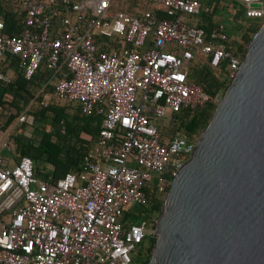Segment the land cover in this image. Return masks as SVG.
<instances>
[{"label":"built area","instance_id":"1","mask_svg":"<svg viewBox=\"0 0 264 264\" xmlns=\"http://www.w3.org/2000/svg\"><path fill=\"white\" fill-rule=\"evenodd\" d=\"M218 1L19 0L20 28L7 36L0 19V60L16 57L27 79L42 63L49 71L40 105L100 118L93 149L54 180L17 152L0 116V264H137L131 253L156 237L157 218L131 213L164 197L198 138L174 129L173 113L222 96L190 80L191 64L206 59L231 80L242 59L224 22L198 23ZM232 1L264 17V0Z\"/></svg>","mask_w":264,"mask_h":264},{"label":"water","instance_id":"2","mask_svg":"<svg viewBox=\"0 0 264 264\" xmlns=\"http://www.w3.org/2000/svg\"><path fill=\"white\" fill-rule=\"evenodd\" d=\"M147 264H264V17L162 199Z\"/></svg>","mask_w":264,"mask_h":264},{"label":"trees","instance_id":"3","mask_svg":"<svg viewBox=\"0 0 264 264\" xmlns=\"http://www.w3.org/2000/svg\"><path fill=\"white\" fill-rule=\"evenodd\" d=\"M15 1L17 5H15ZM11 3L16 7H13L14 5ZM236 3L234 1L231 5L230 17L233 21L246 19L247 22L237 25L238 30L242 31L241 38L240 40L231 38L229 47L241 59L246 51V44L257 30L260 20L246 17L243 5L239 4L240 8L236 9ZM219 9L220 6L217 3L214 6V13ZM211 14H201L199 16L198 23L205 29L212 24ZM23 15L24 10L20 6L19 0H0V19L4 23L3 35L16 33L20 28ZM5 61L9 62L15 73L14 77L8 82L0 80V116L6 117V123L9 124L19 114L20 110L24 109L37 95V90L47 81L49 71L42 63L37 72L27 79L18 67L16 57H8L5 60H0V63L3 64ZM189 78L211 95L217 92L222 95L230 82L222 69L211 67L206 59L191 64ZM214 107L215 104L207 103L203 106L185 108L175 112L173 113L171 125L176 130L199 135V132L207 124ZM66 108L64 105L50 104L31 109L29 113L33 115L34 120L42 121L43 124L50 122L52 129L46 131L43 126H36L31 131L33 133L31 137L14 136L13 138V145L17 152L27 154L32 158L35 173L41 174L44 172L37 166V162L42 160L51 166V173L48 174L54 180L63 176L66 172L77 170L78 163L92 147V139L87 138V136L96 135L97 137L99 129L98 126L93 124V119L96 120L98 116L83 115L79 109L78 112L82 115L78 116L76 120L72 116L69 117ZM61 120H63L65 128L62 133L59 129L57 130ZM161 206L162 198L154 196L150 199L148 205L142 207L137 213H131L130 222H139L142 218L151 214L158 215ZM154 240L155 237H150L148 246L141 244L134 259L137 264H147Z\"/></svg>","mask_w":264,"mask_h":264},{"label":"rangeland","instance_id":"4","mask_svg":"<svg viewBox=\"0 0 264 264\" xmlns=\"http://www.w3.org/2000/svg\"><path fill=\"white\" fill-rule=\"evenodd\" d=\"M16 2V1H15ZM234 1L232 0H221V1H218V5L220 6V9L217 11V12H213L211 14V21H217V20H221L222 22H224V24L226 25V28L228 30V33L230 34V36L232 37V39H235V40H240L241 38V32L240 30H238V27L237 25L238 24H245L247 22L246 19H241V20H236V21H233L232 18L230 17L229 15V11L230 9L232 8V4H233ZM12 5H14L13 3H11ZM10 5V6H12ZM15 5H17V2L15 3ZM13 6V7H16V6ZM235 8L238 9L240 8V5L236 4L235 5ZM200 19V18H199ZM261 21V20H260ZM260 21H259V24H260ZM237 28V29H236ZM253 35V34H252ZM248 44V43H247ZM246 44V46H247ZM245 54V53H244ZM38 95V94H37ZM37 95L27 104V112H29L31 109H35L37 108L38 106L40 107V104H39V101L38 100V97ZM54 104V103H53ZM66 106V110L69 112V113H76L79 111V107L77 104H71V105H64ZM37 127L39 126H43L44 129H49L51 130L52 129V126L50 125V122H47L45 124L42 123V121H37ZM60 130V126L58 125L57 126V130ZM203 130V129H202ZM201 130V131H202ZM30 131H33V127L30 128ZM200 131V132H201ZM60 132L62 133V131L60 130ZM199 132V133H200ZM31 133V132H30ZM37 166L40 168L41 171H44L46 170V173H51V166L47 163H45L44 161L42 160H39L37 162ZM163 199V198H162ZM159 215V214H158ZM158 215H156L155 217L158 218ZM153 217V216H152ZM149 236L145 239V241L143 242L144 246H148V241H149ZM138 254V251L136 252H133L131 253V256H133V258L135 259V256Z\"/></svg>","mask_w":264,"mask_h":264},{"label":"crops","instance_id":"5","mask_svg":"<svg viewBox=\"0 0 264 264\" xmlns=\"http://www.w3.org/2000/svg\"><path fill=\"white\" fill-rule=\"evenodd\" d=\"M0 72H2L4 75H6L9 79V81L14 77L15 73L13 68L9 65V62L5 61L3 62V64L0 63ZM53 90V85L50 83H44L41 85V87L37 90V94L38 93H47L48 95L52 92ZM38 100L41 99V95H37ZM22 112H26V114L28 115L27 117V121L26 122H18L17 121V116L14 117V119L9 123V126L11 127V135H12V139L14 138V136H25V137H31L32 136V132L30 131V128L33 127V129L37 126V121L34 120V117L32 114H30L29 112H27V107H25L24 109L20 110L19 114H21ZM82 114L79 112L76 113H69V117H74L75 119L78 116H81ZM77 120V119H76ZM78 122V121H76ZM82 123V122H81ZM80 124V123H78ZM93 124L94 126H98L100 125V118L98 117L96 120L93 119ZM40 127V126H39ZM46 130V128H45ZM47 131V130H46ZM31 132V133H30ZM87 138H91L92 139V147L91 149H93L94 145H95V141H96V135L95 136H87ZM90 149V150H91ZM89 150V151H90ZM46 170H44L43 173L38 174L39 176H47L45 175Z\"/></svg>","mask_w":264,"mask_h":264}]
</instances>
